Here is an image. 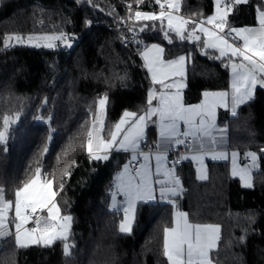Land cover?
<instances>
[{"label":"trees","instance_id":"16d2710c","mask_svg":"<svg viewBox=\"0 0 264 264\" xmlns=\"http://www.w3.org/2000/svg\"><path fill=\"white\" fill-rule=\"evenodd\" d=\"M179 4L178 12L190 25L195 19L206 21L215 8V0H179ZM129 5L143 12L159 6L155 0L139 4L137 0H0V118L21 114L8 143L0 145V187L13 201L15 191L40 168L43 177L54 179L61 214L73 218L66 241L72 246L69 254L63 251L64 241L18 248L12 235L0 241V264H167L162 254L163 229L171 226L174 210L185 211L193 224L220 226L221 240L210 253L213 264H264V156L259 153L264 148L262 88L238 107L236 115L220 109L217 116L227 129L230 149L257 152L253 186H243L233 177L228 163L206 162L200 170L192 162H182L176 167L182 188L176 206L161 200L138 203L132 232L119 231L121 214L108 206L109 189L128 153L113 150L108 160L90 157L87 134L99 99L108 98L103 139H109L108 131L114 130L125 111L145 113L154 84L141 50L154 43L165 49L164 59L187 57L184 103L198 102L203 91L229 87L227 58L217 60L218 51L204 49L200 32L201 41H181L171 33L169 44L160 21H137L136 11L125 9ZM258 9H264L262 0L232 6L228 26L255 25ZM127 15L135 30L131 44H125L117 30L119 18ZM189 28L185 34L192 31ZM52 30H70L81 39L61 51L4 43L15 33ZM151 121L146 142L156 134ZM202 174L207 178L199 179Z\"/></svg>","mask_w":264,"mask_h":264},{"label":"snow or ice","instance_id":"6c2138e0","mask_svg":"<svg viewBox=\"0 0 264 264\" xmlns=\"http://www.w3.org/2000/svg\"><path fill=\"white\" fill-rule=\"evenodd\" d=\"M87 2V0H86ZM142 0H137L139 4ZM245 0H227L224 7H221V0H216L215 15L207 17L206 21L201 20L191 22L192 31L187 32L186 26L189 20L174 12L179 11V0H167V4H162L161 0H155L160 6L159 14L153 12H135L137 21H160V30L164 39L171 44V33L183 40L201 41V37L196 35L197 29L205 37L202 46L206 50L218 51L219 55L214 58L221 60L229 58L232 70L231 93L228 91L204 92V99L196 105H185L182 103L179 88L183 85L176 82L169 83L173 77L184 74V67L187 57L181 55L176 59L165 60V49L159 44H152L141 53L145 60V67L151 74L154 85H160V91L150 90L147 94V110L144 114L138 115L136 112L125 111L122 118L114 126V130L108 131L109 139H103L100 133L105 131L103 113L107 102V96L98 101V112L96 119L92 122V129L88 131L87 150L95 160H108L109 153L113 150L131 151L132 161H136L138 156H142L145 163L135 169V174L130 171L129 164H125L123 170L116 175L115 191L112 192L113 209L117 208V193L124 197L123 207L124 219L121 221L119 231L130 234L134 221V210L137 204L148 205L157 200V188L159 185V199L168 201L173 207L176 206L175 198H178L182 189L180 179L175 175V161L172 168H165L161 172L162 166L167 163V153L170 147L184 145L192 147L197 153L206 154L211 152L212 159H227L226 151H218L217 146L224 140L223 133L226 128L216 127L217 108H228L231 106L233 115H236L238 107L253 99V93L257 85L264 87V11L259 13V27L232 28L226 25L230 7L244 3ZM264 4V0H262ZM129 9L131 6H128ZM131 19V17H129ZM167 19V27L164 20ZM212 25L211 28L204 25ZM141 28L140 31L146 30ZM134 31V29H129ZM23 42L21 36L6 37L4 43L11 46L10 42ZM28 41L45 40V46L55 47V41H61L66 47H71L65 33L59 35L29 36ZM231 39L232 42H229ZM237 41H242L238 44ZM142 41H137L139 45ZM39 46V45H37ZM239 58V62L236 59ZM227 66V65H226ZM172 89H177L175 92ZM153 101H157L153 106ZM152 117L157 119L151 121ZM18 118V117H17ZM157 124L159 127L160 141L153 145L156 152L142 150V141L145 138V129L149 122ZM14 122V121H12ZM181 122L185 130L181 132ZM4 131H0V142H5L10 126V118L3 117ZM97 125L99 127L97 128ZM127 126V127H125ZM221 133L217 138L213 132ZM183 136L186 139H181ZM51 137H49L50 139ZM187 138H191L193 144L187 143ZM95 145V150H94ZM144 147H148L146 144ZM47 151V149H45ZM104 153L99 155L96 153ZM261 156H264V148L259 149ZM155 155L156 175H164L168 179L153 180V174L147 161ZM201 155H196L193 159L203 163ZM238 153L232 152V176H239L245 182L246 187L253 186L252 169L255 168L257 152H248L246 156L251 159V165L237 166ZM187 158V157H185ZM131 163V162H130ZM41 169L35 170V175L14 193V202L6 200L4 191L0 189V237L14 235V242L18 248L30 245L43 244L50 246L56 241H64L63 251L67 255L72 247L66 241L71 228V216L61 215L60 206L56 197L58 192L54 190V179L45 178L41 180ZM70 175V173H68ZM206 175H200L199 179H206ZM64 185H59L62 192ZM14 216L9 217V210L13 208ZM46 216L39 213L45 212ZM34 226L29 227V224ZM14 226V233L9 232V226ZM221 240L219 225L192 224L188 220V214L184 212L174 213V226L163 229V256L167 258V264H213L210 253L217 249Z\"/></svg>","mask_w":264,"mask_h":264},{"label":"crops","instance_id":"0c3cea01","mask_svg":"<svg viewBox=\"0 0 264 264\" xmlns=\"http://www.w3.org/2000/svg\"><path fill=\"white\" fill-rule=\"evenodd\" d=\"M216 7H217V5H216V1H215V8H214V12H213V14L211 15V16H213V15H215V12H216ZM260 11H264V9H258L257 11H256V24L255 25H245V26H242V27H240V28H251V27H259V13H260ZM184 18V17H183ZM186 19V18H185ZM240 28H238V29H240ZM202 34V33H201ZM205 37L203 36V34H202V41H203V39H204ZM154 44H156V43H154ZM240 44H242V41H240ZM150 45H152V44H150ZM150 45H147V46H145L142 50H141V53L145 50V48L146 47H148V46H150ZM160 45V44H159ZM162 47V46H161ZM219 54V53H218ZM182 55H184V54H182ZM179 56H181V55H178V56H176V57H174V58H171V59H165V60H172V59H176L177 57H179ZM185 56V55H184ZM141 57H142V59H143V62H144V64H145V60H144V58H143V56L141 55ZM225 58H227V57H225ZM234 59H236V62H239V58H234ZM226 63H227V65H228V67H229V70H230V78H229V87L227 88V89H224V90H218V91H228L229 93H231V82H232V70H231V67H230V61H229V58H227V61H226ZM186 69H187V60H186V62H185V67H184V74H183V76H180V75H177V76H175V77H173V80L172 81H168L169 83H171V82H176L177 84H180V85H183V87H181V88H179V92H180V95H181V99H182V103H184V101H183V90L185 89V87H186ZM149 75H150V77H151V74L149 73ZM151 80H152V78H151ZM257 88H262V89H264V87H262V86H260V85H257V87H256V89ZM255 89V90H256ZM150 90H153V91H156L157 92V94L159 93V91H160V85H154ZM149 90V91H150ZM177 89H172V91L173 92H175ZM255 90H254V92H255ZM218 91H210V90H208L207 92H218ZM204 92H206V91H203V93ZM203 93L201 94V99L198 101V102H196V103H191V104H187V103H184L185 105H196V104H199V103H201V101L204 99V97H203ZM253 95H254V93H253ZM156 103H157V101H153V106H155L156 105ZM220 109H227L228 110V112H229V115H233L232 114V111H231V106H230V104H229V107L228 108H217V116H218V112H219V110ZM152 118H154V117H152ZM151 118V119H152ZM103 119H104V113H103ZM181 125L183 126V123L181 122ZM216 127L217 128H225L222 124H220L219 122H218V119H217V117H216ZM147 129V128H146ZM146 129H145V138H144V140L143 141H147V134H146ZM183 129V128H182ZM100 135H101V137H102V133H100ZM213 135L214 136H216L217 138H219L220 137V135H221V133H219V132H213ZM223 136H224V140H223V142L221 143V144H219L218 146H217V150L218 151H226V153H227V159H212V153L211 152H209V153H206V154H200V153H197L196 151H194V149L192 148V147H189V150H190V152H188V153H186V154H184L183 155V162H192V163H194V164H196L197 165V167L200 169V170H204V168H205V166H204V164L206 163V162H221V163H228V165H229V170H230V173H232V167H233V165H232V152L233 151H235V152H237L238 153V155H237V166L238 167H243L244 165H251V159L249 158V157H247L246 156V153H248V152H256V151H254V150H244V151H239V150H236V149H230L229 147H228V142H227V138H226V132L225 133H223ZM183 139H185V137L183 138ZM142 141V142H143ZM160 141V136H159V127L157 126V128H156V134H155V137H154V139L152 138V139H150V142H154V143H158ZM193 144V141L191 140V145ZM190 145V146H191ZM181 146V145H180ZM179 146H172V147H170L169 148V150H171V149H175V148H178ZM94 150H95V145H94ZM114 151H117V150H114ZM118 152H126V151H124V150H119ZM146 152V151H145ZM127 153H128V159H127V162L125 163V164H129L130 163V161H132V153H131V151H127ZM153 153H155V152H153ZM98 154V153H97ZM99 154H101V155H103L104 153H102V152H100ZM168 155V154H167ZM196 155H201V158H202V161H203V163H201L199 160H197V159H193V157L194 156H196ZM185 157H187V158H185ZM243 158L244 159H247V161H245V162H243ZM137 159H139L140 161H141V164H143V163H145V161H144V159H143V157L142 156H138V158ZM147 163H148V166H149V168H150V170H151V173L153 174V180H165V179H168L167 177H165L164 175H159V176H157L155 173H156V159H155V155H153L150 159H149V161H147ZM124 164V165H125ZM124 165L118 170V171H116L114 174H113V178H112V182H111V187H110V189H109V201H108V206H109V208L111 209V210H113V211H117V212H119V213H121V221L124 219V212H123V207L125 206L124 204H123V201H124V197H123V195L122 194H119V193H117V196H116V203H117V208L116 209H113L112 207H111V205H112V203H113V201H112V198H111V194H112V192L113 191H115V185H116V183H117V181H116V175H117V173L118 172H121L122 170H123V167H124ZM257 165V164H256ZM173 166H167V164L166 165H164V166H162V169H161V172L163 173V171L165 170V168H172ZM257 167V166H256ZM256 167L255 168H253L252 169V173H253V171L256 169ZM131 171V170H130ZM176 171H177V168L175 167V175L177 176V173H176ZM132 172V171H131ZM133 174H135V172H132ZM232 175V174H231ZM234 177V176H233ZM43 178V177H42ZM235 178H237L239 181H240V183L243 185V186H245V182L244 181H242V180H240V178H239V176H235ZM156 188H157V192H156V195H157V200H160L159 199V191H158V188H159V185H156ZM180 188H181V184H180ZM182 189V188H181ZM181 193V192H180ZM161 201H164V200H161ZM177 211H179V212H184V213H186L185 211H181V210H174V212H173V219H172V224H171V226L170 227H172V226H174V213L175 212H177ZM134 212H135V210H134ZM189 220V219H188ZM121 221H120V223H121ZM190 222V221H189ZM119 223V224H120ZM191 223V222H190ZM193 224V223H192ZM120 226V225H119ZM10 229H9V232L10 233H14V231H15V229L13 228V227H9ZM3 238H5V237H0V241L3 239Z\"/></svg>","mask_w":264,"mask_h":264},{"label":"built area","instance_id":"2783aa9c","mask_svg":"<svg viewBox=\"0 0 264 264\" xmlns=\"http://www.w3.org/2000/svg\"><path fill=\"white\" fill-rule=\"evenodd\" d=\"M227 2V0H221V7H224L225 3ZM162 4H167V0H163ZM231 8V7H230ZM125 9L128 11V12H131V11H138L139 9H136V8H130L128 6H125ZM230 10V9H229ZM139 11H142V10H139ZM143 12V11H142ZM150 12H153V13H156V14H159L160 12V6H158L157 8H154L152 10H150ZM175 14L179 15V16H182L184 17L182 14H180L179 12H174ZM196 21L197 23H199V21L201 20H194ZM205 27H209L211 28L212 25H208V24H205L204 25ZM228 24L226 25V30L228 28ZM134 29L132 26H131V23H130V19H129V16H121L118 20V25H117V30H118V35L119 37L122 39V41L125 43V44H131L135 41V30L134 31H129V29ZM60 33H65L68 37H71V39L69 40V43L72 45L74 43H77L80 41L81 39V36L78 35L77 33L75 32H72L70 30H52V31H46V32H27V33H15V34H12L10 36L14 37V36H21L23 37V42L22 43H17L14 39L11 41V44L12 45H16V44H22V45H29L31 47H35L37 49H41V50H51V51H61V50H67L68 47H66L64 45L63 42L61 41H55L54 43L56 44L55 47H52V48H49V47H46L45 45L47 43H49L48 41H45V40H36V39H33L32 41H28V37L29 36H33V37H38V36H44V35H59ZM229 42H232L231 39ZM238 44H240V41H237ZM39 45V46H37ZM9 118H10V126H9V129H8V133H7V140L5 142H0V145H3L5 146L8 141H9V136H10V133L12 131V129L14 127H16L17 125H19L20 123V119H21V114L20 113H9V114H6ZM5 116V115H4ZM3 116V117H4ZM3 117L0 118V131H4V123H3ZM18 117V118H17ZM14 121V122H12ZM186 139V138H185ZM187 143L189 145H191V138H187ZM147 145L148 147H144V145ZM156 143L154 142H142V145H141V148L143 151H152V152H156V148L153 147V145H155ZM190 152L189 150V147H185L184 145H181L179 146L178 148H175V149H171V150H168V155H167V166H173V161H175V167L177 166H180L183 162V155ZM131 163H129V168L132 172H135V169L139 168V166L141 165V161L139 159H137L136 161H130ZM41 214V213H39ZM29 227H32L34 225H32L31 223L28 225Z\"/></svg>","mask_w":264,"mask_h":264},{"label":"rangeland","instance_id":"374dc122","mask_svg":"<svg viewBox=\"0 0 264 264\" xmlns=\"http://www.w3.org/2000/svg\"><path fill=\"white\" fill-rule=\"evenodd\" d=\"M216 1V0H215ZM174 15H177V14H175V13H173ZM164 26H165V28L167 27V19H165L164 20ZM187 26H190V28L189 29H191L192 30V26L190 25V23L187 25ZM186 26V27H187ZM187 30V29H186ZM198 32H199V30L197 29V31H196V35H198ZM190 41H194V40H190ZM229 78H230V70H229ZM203 93V92H202ZM106 106V105H105ZM98 108H99V105L97 104V107H96V110H95V114H94V119L93 120H95L96 119V114H97V112H98ZM12 113H19V112H12ZM9 114V113H8ZM104 114H105V109H104ZM4 115H6V114H4ZM3 115V116H4ZM103 115V114H102ZM2 116V117H3ZM1 117V118H2ZM157 118L155 117V118H153L152 120L154 121V120H156ZM21 120V119H20ZM38 120L39 121H44V122H48L49 121V118H44V117H38ZM152 123V122H151ZM20 124V123H19ZM154 124V123H153ZM0 125H1V123H0ZM18 126V125H17ZM155 126H156V128H157V124H155ZM99 127V125H97V128ZM183 128V129H182ZM14 129V128H13ZM91 129H92V126H91ZM185 130V126L183 125H181V132H183ZM181 139H183L184 137L183 136H181L180 137ZM43 176L41 175V180L43 181L44 179H45V177H43ZM0 189H2V187H0ZM3 190V189H2ZM54 190L56 191V188H55V186H54ZM5 197V196H4ZM5 199L6 200H8L6 197H5ZM13 202H14V199H13ZM41 214L40 215H42V216H46V211L45 212H40ZM121 214V213H120ZM62 215V214H61ZM134 215H135V212H134ZM14 216V203H13V208L12 209H10L9 210V217L11 218V217H13ZM66 216H68V215H66ZM122 218V217H121ZM121 221V220H120ZM120 225V224H119ZM9 227H13L14 228V226L13 225H10ZM10 229V228H9Z\"/></svg>","mask_w":264,"mask_h":264},{"label":"water","instance_id":"95a60500","mask_svg":"<svg viewBox=\"0 0 264 264\" xmlns=\"http://www.w3.org/2000/svg\"><path fill=\"white\" fill-rule=\"evenodd\" d=\"M47 151H48V150H47ZM47 151H45V153H46Z\"/></svg>","mask_w":264,"mask_h":264}]
</instances>
